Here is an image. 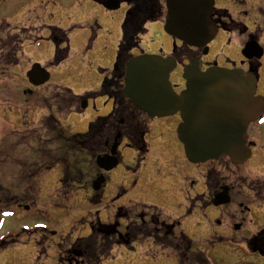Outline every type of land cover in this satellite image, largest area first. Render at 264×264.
Segmentation results:
<instances>
[{
  "label": "flooded vegetation",
  "instance_id": "obj_1",
  "mask_svg": "<svg viewBox=\"0 0 264 264\" xmlns=\"http://www.w3.org/2000/svg\"><path fill=\"white\" fill-rule=\"evenodd\" d=\"M107 1L90 0L106 12L116 11L106 8ZM212 1L208 19L217 30L216 36L219 31H225L236 34L238 39L233 57L222 63L207 59L208 47H189L169 35L173 46L169 54L146 48L143 38L149 33V24L158 23L162 29L164 27L166 0H119V8L126 5V13L116 49L109 57L110 70L101 72L97 92L76 96L67 89L71 95L65 104L67 117L60 120L56 118V86L50 84V80L52 68L68 58L70 31L56 27L42 31L29 24L27 18H21L25 9L21 15L12 16L11 1L0 0V81L4 86L10 83L12 69L20 66L29 48L44 40L54 43L53 58L46 66L29 62L31 68L38 65L48 72L49 80L45 84L34 86L30 83L27 78L30 68L25 74L29 87L22 89L21 93L2 92L0 88V121H5L0 123V132H4L2 138L6 135L5 141H10L17 128L21 132L27 131L29 97L38 101L40 88L54 86L52 114L48 117L53 123L46 127L54 148V198L56 144H59L70 151L74 159L85 160L86 174L80 173V169L72 170L75 165L64 169L57 179V184L59 182L58 185L64 189L59 186L57 190L69 193L77 186L75 189L85 190L88 202L95 205L93 210H98L89 215V223L85 221L89 226V234L85 237L78 233V224L62 235L45 227L24 231L36 235L39 255L43 253L44 245L55 242L57 237L60 264H102L111 258L115 248L133 250V245L145 242L170 253L175 258V264H264V124L258 123L264 119V107L258 119L246 127L244 148L247 154L244 158L233 161L223 155L192 163L177 136V127L182 123L180 114L151 116L124 94L127 63L140 56L157 55L174 58L181 72L191 61L200 64L201 72L210 68L240 72L246 80L255 81V96L264 101L263 31L253 20L264 21V0H254L252 6H249V0H227L234 5V11L217 8L219 1L223 0ZM247 23L256 27L254 32L249 30ZM90 47L91 44L88 49ZM186 82L181 76L179 84L173 86L174 92L180 94L188 90ZM14 96L18 100L23 98L21 110L17 109L21 112L17 115L12 104ZM71 97L78 102L72 108ZM96 99L105 101L104 108L100 104L98 109L93 106L94 113L89 114L85 131L72 133L67 124L71 117L87 112L91 100ZM64 112L60 115L64 116ZM13 117H16L15 120ZM62 122L67 125L62 127ZM154 131L161 143L159 146L151 144ZM20 140H25L24 134ZM98 159L104 160L101 165L105 168L98 165ZM39 173L26 171L23 175L21 172L20 177L25 181H22L23 187L26 188L31 181L42 180ZM80 175H85L86 182L82 183ZM37 183L39 190L41 185ZM36 187L33 186L35 190ZM133 191L136 195L152 194L153 201L160 206L117 203L122 196ZM174 191L194 196L187 203L183 216L177 218L166 209ZM10 208L29 213L36 208V201L33 208L18 204L5 211L1 209L0 215L9 218ZM102 212H105V221L98 217ZM142 212L150 213L149 219ZM195 214L198 217L199 241L205 244L206 250L194 249V239L184 229L186 219ZM19 239V235H8L0 241V250L11 244L17 245Z\"/></svg>",
  "mask_w": 264,
  "mask_h": 264
},
{
  "label": "rangeland",
  "instance_id": "obj_2",
  "mask_svg": "<svg viewBox=\"0 0 264 264\" xmlns=\"http://www.w3.org/2000/svg\"><path fill=\"white\" fill-rule=\"evenodd\" d=\"M12 7V16L24 14L21 18L34 24L33 27H39L42 31L47 28L56 27L69 33V54L68 58L58 66L52 68L50 84L56 86V118L65 119V104L69 98L68 90L76 96L86 93H94L99 90L102 71L110 70L109 57L116 49L117 41L120 37V27L126 13V5H122L116 11L106 12L97 7L90 0H10ZM249 6H252L254 0H249ZM229 8L235 10L234 5L229 1H219L217 8ZM28 9V10H26ZM260 31H263L264 42V21L256 20ZM253 20H250L252 23ZM245 22V20H243ZM248 22V21H247ZM248 24L249 30L254 32L256 27ZM149 33L143 38V45L153 52L162 51L169 54L173 48L172 41L166 35L158 23H152L148 26ZM46 32V31H45ZM43 36V35H42ZM45 39V36H43ZM238 39L236 34H229L225 31H219L216 38L208 46L207 59L225 62L233 57ZM71 43V45H70ZM91 47L88 49V45ZM54 43L52 41H41L36 47H31L25 53L24 61L20 66L14 67L11 71L10 83L4 86L0 81L2 92L21 93L22 89L29 86L26 82L25 74L30 70V64L39 63L46 66L53 58ZM181 67L177 68L170 75L172 86L179 84L181 79ZM47 85L38 90V98H30L31 104L28 109V127L27 131L21 132L16 129L10 141L6 135L2 138L4 132H0V210L4 211L10 206L22 205L36 208L29 213H24L19 209L10 208L9 218L0 215V241L10 236L19 235V243L11 244L5 250H0V264H60L58 254L59 238L55 242L50 241L44 245V251L41 255L38 253V246L35 243L36 235L23 233L38 228L45 227L49 230H56L58 235H62L71 226L78 224L80 229L78 233L85 237L89 234V226L85 223L89 215L98 210H93L95 205H91L87 198L89 197L85 190H77V186L72 188L69 193L57 190L60 185L57 184L58 177L61 176L64 169L75 165L72 170L80 169V173H85V160L74 159L62 145L56 144V198H54V148L50 142L47 132L48 126L53 123L48 120L52 114L53 94L55 87ZM4 87H6L4 89ZM68 89V90H67ZM73 98V97H71ZM15 97L12 100L15 109V115L19 114L17 109L21 110V100ZM72 105L76 106L78 102L73 98ZM104 100H91L90 108L82 115L72 116L69 123L72 133H82L85 131V125L89 114L94 113L93 106L98 109V104L104 108ZM5 107V106H3ZM33 107V109H32ZM24 108V107H23ZM62 109L63 111H59ZM65 115L61 116L60 113ZM16 117H13L15 120ZM1 119L0 123H4ZM52 122V123H51ZM67 122V121H66ZM259 124H264V119ZM65 123V125H67ZM61 123V126H65ZM14 130V129H13ZM6 133V132H5ZM24 134L25 140H20ZM10 138V137H9ZM168 138H170L168 136ZM172 138L174 136L172 135ZM151 144L161 145L157 141V135L151 136ZM9 141V142H8ZM78 162V163H77ZM71 170V171H72ZM85 170V171H84ZM38 171L42 180L31 181L25 188L23 187L21 172ZM85 175H80L82 183ZM130 180V179H129ZM25 182V181H23ZM41 185L38 190V183ZM36 187V190L33 188ZM73 187V186H72ZM60 188H63L60 186ZM136 192L128 193L122 196L117 203L128 205L130 203L145 204L148 206L158 205L153 200L152 194ZM35 201H34V198ZM89 199V198H88ZM194 199L192 194L172 192L167 212L173 217H181L184 214L187 203ZM167 204V205H168ZM56 205V206H55ZM173 205V206H172ZM160 206V205H158ZM94 213V214H95ZM149 219L150 213L142 212ZM28 216V217H27ZM101 221H105V212L98 215ZM89 223V220H88ZM74 226V227H75ZM185 232L193 238V248L201 251L206 250L205 244L199 241L198 217L192 215L186 219L184 224ZM77 233V235H79ZM60 237V236H59ZM133 250L126 248H115L111 258L104 260L102 264H175V258L168 252H162L150 243L133 245Z\"/></svg>",
  "mask_w": 264,
  "mask_h": 264
},
{
  "label": "water",
  "instance_id": "obj_3",
  "mask_svg": "<svg viewBox=\"0 0 264 264\" xmlns=\"http://www.w3.org/2000/svg\"><path fill=\"white\" fill-rule=\"evenodd\" d=\"M105 6L117 10L120 2L108 0ZM165 7L163 30L170 37L194 48L207 47L215 38L217 30L208 20L212 0H166ZM176 66L172 57L144 55L132 59L126 66L125 96L154 117L180 114L177 136L190 162L223 155L233 161L244 158L246 127L257 120L264 107L263 99L255 97V81L220 68L201 72L200 64L191 61L182 74L188 90L177 94L169 80ZM27 78L40 86L49 80V74L34 65ZM103 162L97 160L99 166Z\"/></svg>",
  "mask_w": 264,
  "mask_h": 264
}]
</instances>
